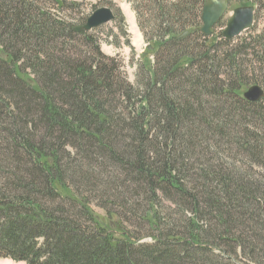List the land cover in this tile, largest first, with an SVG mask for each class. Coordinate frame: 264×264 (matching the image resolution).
I'll return each instance as SVG.
<instances>
[{"label": "trees", "instance_id": "1", "mask_svg": "<svg viewBox=\"0 0 264 264\" xmlns=\"http://www.w3.org/2000/svg\"><path fill=\"white\" fill-rule=\"evenodd\" d=\"M204 1L137 4L132 82L79 3L0 0V258L264 264V26L207 36Z\"/></svg>", "mask_w": 264, "mask_h": 264}, {"label": "rangeland", "instance_id": "2", "mask_svg": "<svg viewBox=\"0 0 264 264\" xmlns=\"http://www.w3.org/2000/svg\"><path fill=\"white\" fill-rule=\"evenodd\" d=\"M70 3H79L78 6H66L64 10V14L66 17L72 18L74 20H81L82 18L86 20L88 16H90L97 8L100 7H110L114 13L115 9H117V12L120 11L125 17V29L127 31V35L122 34L121 26L123 25L120 22L110 21L100 27L94 28L91 30V34H94L101 44L102 51L109 55V56H116L120 59V61L123 64V71L125 72V75L127 76L128 80L134 81L135 80V74L137 72L138 64L141 61V55L146 51L147 45L149 44L146 40V37L144 35L145 32L141 29V26L139 25V22H142V17H140V9L138 3H142V0H65ZM171 2L177 1V0H170ZM253 1V0H251ZM251 1L249 0H238L233 2L231 11L225 15V18L223 19V27L225 28L226 23L228 19L230 18V15L232 14V10L236 8L237 6H240L238 4H244V5H251ZM145 3V2H144ZM144 3H142L144 5ZM204 3H201V6ZM258 6V12L256 16L255 24L259 27L264 26V0H262V3H256ZM49 5V8L52 9L54 12H60L57 9V5L53 6L52 4ZM256 6V7H257ZM53 7V8H52ZM144 27L148 26L143 25ZM222 27L220 26L217 29V34H220ZM147 33L150 34L149 28L146 27L144 30ZM249 34V31H244L239 37L235 38V43L240 40V38H244ZM0 57H4V53L2 51V48L0 46ZM152 58V56H151ZM167 204V202H166ZM168 207V204H167ZM167 207L163 208V212L165 215L164 220H169V213L171 212L174 214V216L179 217L180 215H176V211H173ZM95 212L105 218L104 223H109V218L105 215L104 210L101 208L94 206ZM168 222V221H167ZM145 241H151L149 238H147ZM0 264H27L26 262H17L9 258H0Z\"/></svg>", "mask_w": 264, "mask_h": 264}, {"label": "water", "instance_id": "3", "mask_svg": "<svg viewBox=\"0 0 264 264\" xmlns=\"http://www.w3.org/2000/svg\"><path fill=\"white\" fill-rule=\"evenodd\" d=\"M229 0H205L203 6V26L201 28L205 35H210L214 31L215 24L223 16L228 7ZM115 13L110 7H101L95 10L87 19L86 23L78 26L76 30H92L115 19ZM254 21V7L244 6L234 10V14L228 21L226 29L223 31L227 39H232L250 28ZM264 97V90L259 85L249 87L244 92V98L249 101H259Z\"/></svg>", "mask_w": 264, "mask_h": 264}]
</instances>
